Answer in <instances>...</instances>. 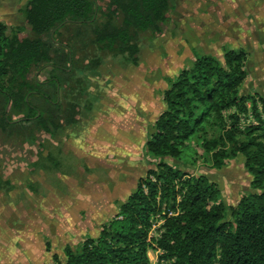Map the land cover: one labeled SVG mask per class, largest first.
<instances>
[{
    "label": "trees",
    "instance_id": "trees-1",
    "mask_svg": "<svg viewBox=\"0 0 264 264\" xmlns=\"http://www.w3.org/2000/svg\"><path fill=\"white\" fill-rule=\"evenodd\" d=\"M96 2L27 0L22 13L30 34L0 20L1 132L53 136L76 123L82 80L73 70V56L80 53L89 69L106 54L126 55L135 63L140 33L160 31L170 0ZM247 55L244 48H227L221 62L202 54L168 79L164 109L145 141L152 166L99 233L76 248L66 245L63 260L53 253L55 264H151V247L163 249L168 264H264V98L240 91ZM42 64L51 69L47 80L38 82L31 73ZM61 85L64 101L58 102ZM14 114L22 116L12 119ZM205 127L214 133L208 135ZM195 134L217 167L226 156L244 158L251 191L234 206L217 200V183L207 175L165 160L179 157ZM157 215L162 231L149 243Z\"/></svg>",
    "mask_w": 264,
    "mask_h": 264
},
{
    "label": "rangeland",
    "instance_id": "rangeland-1",
    "mask_svg": "<svg viewBox=\"0 0 264 264\" xmlns=\"http://www.w3.org/2000/svg\"><path fill=\"white\" fill-rule=\"evenodd\" d=\"M26 1L0 0V20L23 27L22 34H30L22 13ZM227 48L248 52L240 91L264 98V0H170L160 31L140 33L135 63L106 54L89 69L75 54L73 70L82 80L79 120L53 136L0 131V264H55L53 253L63 260L66 245L76 248L96 236L155 160L145 141L164 109L168 79L202 54L222 62ZM50 69L42 64L31 76L44 82ZM63 87L55 94L58 102ZM165 160L207 175L228 208L251 191L244 158L229 155L217 167L197 134L179 157Z\"/></svg>",
    "mask_w": 264,
    "mask_h": 264
},
{
    "label": "built area",
    "instance_id": "built-area-1",
    "mask_svg": "<svg viewBox=\"0 0 264 264\" xmlns=\"http://www.w3.org/2000/svg\"><path fill=\"white\" fill-rule=\"evenodd\" d=\"M162 219L158 215L151 221V227L147 235V242L151 243L152 239H155L162 231L161 229ZM163 249L160 248H149L147 256L151 264H168L169 259L162 257Z\"/></svg>",
    "mask_w": 264,
    "mask_h": 264
}]
</instances>
